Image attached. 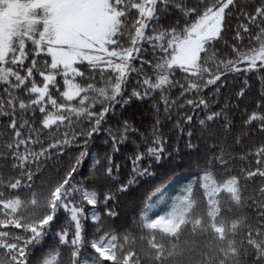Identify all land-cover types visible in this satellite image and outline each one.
<instances>
[{
  "label": "snow or ice",
  "instance_id": "1",
  "mask_svg": "<svg viewBox=\"0 0 264 264\" xmlns=\"http://www.w3.org/2000/svg\"><path fill=\"white\" fill-rule=\"evenodd\" d=\"M169 14L175 21L165 25ZM222 40L227 54L217 47ZM256 72H264V0H0V264H64L61 248L69 249L67 264H264V143L239 154L213 143L168 211L150 214L165 188L152 191L135 235L105 231L97 209L164 160L162 114L171 120L173 109H199L202 131L223 117L230 132L213 100L230 75ZM133 99L153 101L150 134L117 115ZM257 108L243 123L258 122L264 134V97ZM192 122L185 115L176 127L183 134ZM101 133L113 153L133 144L126 182L113 175L111 155L96 176L102 162L89 144ZM193 135L187 131L189 148ZM88 159L91 184L77 178ZM50 166L55 175H46ZM49 234L58 244L46 249Z\"/></svg>",
  "mask_w": 264,
  "mask_h": 264
},
{
  "label": "trees",
  "instance_id": "2",
  "mask_svg": "<svg viewBox=\"0 0 264 264\" xmlns=\"http://www.w3.org/2000/svg\"><path fill=\"white\" fill-rule=\"evenodd\" d=\"M254 3L255 0H252ZM175 17L169 14L162 20L165 25L174 23ZM235 28V22L231 23V28L224 34V40L231 43L233 32L231 29ZM225 54L230 49L226 48L223 40L217 46ZM137 67L139 63L137 62ZM178 80H183V74L177 73ZM137 77L132 74L129 77V86L127 92L131 93L132 89L136 87ZM246 81V83H245ZM62 83V81H61ZM243 88L245 95L243 97L238 96V93ZM174 97L178 95V90H173ZM264 97V72L246 73L244 75L236 74L230 75L227 80V86L220 89L219 94L213 100V106L216 111L225 109L229 120L233 127L230 132L223 130V117L217 121L216 124L210 125L208 131H202L198 124L199 119L204 118V113L200 112L199 109L192 111L191 109H185L177 113L176 109L172 111V119H167L163 114L160 116L163 124L162 132L167 141L168 153L165 155L164 160L152 167L151 171L153 176L140 178L137 183L133 184L128 191L118 193L116 198L110 201L105 208L103 203L97 206L101 217L103 219V225L105 231H115L123 233L124 231L131 230L133 234H137V230L133 228L134 222L139 218L141 212L144 209L146 203H148V197L158 186L163 185L165 188L164 199L155 200L153 207L158 204L159 201H163L162 206L151 210L150 214H163L170 209L171 203L176 196L180 195L183 189L189 184L193 183L194 178L200 172V167H197L199 162L200 166L203 167L204 159L207 153V149L213 143H226L232 146V150L237 154L248 151L249 149L254 150L256 146L264 143V134L258 131L259 123L255 122L251 126L244 125L243 121L247 116L255 111L259 114L257 104L261 102ZM152 100L139 101L133 99L131 103L121 108L117 106V115L121 113L125 118H128L130 122L137 128L141 133L150 134L151 127L155 123V113L152 109ZM185 115H193L192 127H188L187 124H183L186 131L181 134L179 128L176 127L177 120ZM39 113H37L36 119H39ZM111 126V125H109ZM3 129V121H0V130ZM187 131L194 133L191 143L193 147L189 148ZM249 133V135H245ZM240 138L243 143L237 145L235 139ZM0 139H6L0 138ZM132 138H130L131 140ZM120 151L113 153L110 138L106 133H101L89 144V151L93 157H97L101 160V166L96 171V176H100L104 173V165L107 163V157L111 155L117 165H119V173L114 172L113 175L119 179L127 181L130 178L131 173V162L129 157L133 152V144L127 142L119 145ZM178 149V151H177ZM170 154V155H169ZM2 163V161H0ZM61 163L66 164L67 159ZM91 159L86 160L83 167L80 168V175L78 179L84 180L86 184L93 183V176L90 173ZM241 164H237L236 167H241ZM8 171L7 167L3 169ZM55 175L51 171L46 175ZM44 177H41L43 179ZM40 179H37L36 183H39ZM102 184H107L108 181H100ZM260 184L257 180L255 184L249 186L250 193H254L255 188ZM115 191V188H113ZM171 194L166 197L165 194ZM25 195V193H20ZM197 195L199 193L197 192ZM164 205L166 207H164ZM90 208V206H88ZM111 209L116 215L107 217L106 212ZM90 216V212H89ZM61 222H65V217L61 216ZM85 228L89 233V239L93 238L95 228L92 226V222L89 219L85 223ZM58 241L56 238L49 234L47 238L46 249L49 246H56ZM137 252H139L141 245L137 243L133 246ZM63 253L64 264H67L69 257V249L61 248ZM41 255V250L36 251V256ZM146 264V262H145Z\"/></svg>",
  "mask_w": 264,
  "mask_h": 264
},
{
  "label": "rangeland",
  "instance_id": "3",
  "mask_svg": "<svg viewBox=\"0 0 264 264\" xmlns=\"http://www.w3.org/2000/svg\"><path fill=\"white\" fill-rule=\"evenodd\" d=\"M165 195H167L166 197L171 196V194H168V193L165 194ZM162 203H163V201H159L158 204H155L154 205L153 209L161 207L162 206ZM164 207H166V206L164 205Z\"/></svg>",
  "mask_w": 264,
  "mask_h": 264
}]
</instances>
